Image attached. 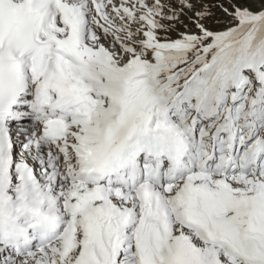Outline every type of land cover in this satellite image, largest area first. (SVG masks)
I'll use <instances>...</instances> for the list:
<instances>
[{
	"label": "snow or ice",
	"instance_id": "obj_1",
	"mask_svg": "<svg viewBox=\"0 0 264 264\" xmlns=\"http://www.w3.org/2000/svg\"><path fill=\"white\" fill-rule=\"evenodd\" d=\"M0 264H264V0H0Z\"/></svg>",
	"mask_w": 264,
	"mask_h": 264
}]
</instances>
